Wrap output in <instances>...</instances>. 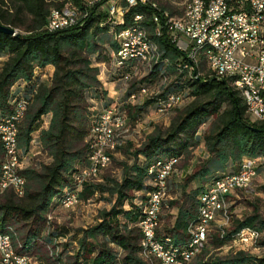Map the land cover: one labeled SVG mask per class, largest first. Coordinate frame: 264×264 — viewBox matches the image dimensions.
Masks as SVG:
<instances>
[{"label": "trees", "instance_id": "16d2710c", "mask_svg": "<svg viewBox=\"0 0 264 264\" xmlns=\"http://www.w3.org/2000/svg\"><path fill=\"white\" fill-rule=\"evenodd\" d=\"M9 1L11 11L3 7L5 0H0V23L14 27L16 33L0 31V54L7 55L0 65V116H13L19 100L24 98L25 108L16 124L18 159L23 161L22 154L29 152L35 131L42 150L51 159L40 168L28 165L19 169L24 176L22 194L11 188L0 193L1 232L10 237L19 255L36 254L41 242L57 264H159L155 258L147 261L141 257L143 236L137 222L144 218L146 200L154 188L149 168L175 158L155 238L176 252L185 249L192 238L191 227L198 222L199 196L221 176L237 173L243 159L264 157V120L249 116L239 91L228 81L214 77L202 54L197 55V62L190 60L176 47L167 28L154 19L160 10L180 16L183 8L149 0L155 7L131 4L123 20H116L109 18L106 6L93 5L76 24L47 30L50 8L68 0ZM24 15L30 16L29 22H25ZM134 16L142 18L137 21ZM22 25L23 31L17 30ZM133 26L141 27L155 56L147 65L133 57L115 65L114 54L120 44L116 34ZM157 27H161V34L156 33ZM106 33L111 35L110 47ZM98 62H109L107 80L125 87L119 109L128 121L140 119L150 102L156 111V104L171 93L191 100L181 108L173 107L176 112L169 125L154 127L138 146L122 136L116 138L122 139L115 151L132 158L130 162L121 161L119 179L105 174L103 180L86 179L78 188L75 175L90 163L92 121L112 101L108 88L98 78ZM48 64L52 70L49 82H45L39 72ZM141 65L145 67L138 75ZM142 87L150 93L138 99L143 97L138 93ZM89 100L101 102V107L93 108ZM44 115L49 116L46 125L42 123ZM209 118V125L201 133L207 157L182 179H175L181 155L198 143L196 132ZM3 153L0 139V174ZM195 180L197 184H193ZM261 188L264 191V184ZM73 191L77 192V201L104 192L114 199L109 208L100 210L97 222L81 228L76 246L68 247L66 241L57 239L61 234L50 228L52 216L47 214ZM238 192L244 191L226 197L224 226L212 227L187 264H264V255L232 247L233 239L244 229L258 234L257 246L264 244V216L257 205L241 217L232 218V203ZM225 245L233 249L223 255L214 252Z\"/></svg>", "mask_w": 264, "mask_h": 264}, {"label": "built area", "instance_id": "2783aa9c", "mask_svg": "<svg viewBox=\"0 0 264 264\" xmlns=\"http://www.w3.org/2000/svg\"><path fill=\"white\" fill-rule=\"evenodd\" d=\"M122 1L126 4L123 5ZM134 1L150 4L148 0H68L59 7L50 8L45 28L55 30L76 24L90 11L93 5L106 6L109 18H122L123 20V13ZM188 9L189 17L186 21H173L170 14H166L163 10L157 12L154 17L159 20L162 26L167 28L176 47L185 52L190 60H192L193 55L202 54L205 55V62L220 63L222 74L213 76L225 80L226 74H234L238 81L247 88L251 105L262 110L259 86H264V17L260 15L257 0H200L199 3L191 4ZM134 18H142V16H134ZM116 37L117 39L132 41L134 50L136 46H143L141 27L139 29L122 28L117 32ZM200 42H210V49L201 50ZM125 54V51L115 52V65H120V57ZM125 76H128V73ZM119 87L122 91L125 90L122 84ZM179 96L180 93L172 97V100H176ZM23 101L24 98L19 100V107L15 108V116L19 113ZM168 103L159 102L156 104L157 109H162ZM119 104L120 98H113L110 104L101 108L99 114L93 119L90 136L94 155H92L90 163L86 165L81 176H86L88 171H96L95 181H99L103 172V165L109 162V155L112 152L109 149V136L115 134L112 133V125L127 121L125 114L119 109ZM11 129L12 119L0 116V139L2 143H8V153H3L4 175L0 178V184L11 182V188H18L20 180L24 177L19 173V169L24 167L25 162L13 159ZM169 164L166 163V167ZM152 170H155V167ZM250 175L249 161L243 159L239 174L233 175L219 186H215L214 189L199 196V218L198 222L191 227L192 238L188 242L194 244V250L201 246L199 232L203 226V218L206 213L215 212V196L220 193L222 188L236 182H243V187H251ZM162 178L163 173L158 175V180L155 183L152 200L154 209L151 217L147 221L137 222V224L139 229L147 231L149 245L145 248H152L157 255L163 256L165 264H184L185 256L181 260H170L166 254L158 252L156 241L151 236V223L157 217V195L161 189ZM80 180L76 183L78 188H80ZM76 196H78L77 192L73 191V198ZM73 198L65 200L63 204ZM48 216H52V213L49 212ZM220 225L224 226V223H219L218 226ZM232 242L251 244L248 243L247 231H241V235H236ZM260 248L262 250L264 244H261ZM0 259L11 264H22V259H29L30 263L32 261L31 255L16 258L10 253L5 233H0Z\"/></svg>", "mask_w": 264, "mask_h": 264}, {"label": "rangeland", "instance_id": "374dc122", "mask_svg": "<svg viewBox=\"0 0 264 264\" xmlns=\"http://www.w3.org/2000/svg\"><path fill=\"white\" fill-rule=\"evenodd\" d=\"M161 2L169 3L174 8H183L184 4L187 0H160ZM4 8L9 9L11 11V3L9 0H5L3 4ZM23 19L25 22H29L30 16L24 15ZM22 25L20 28H17L19 31H23ZM105 41L110 45V38L111 35L106 33ZM110 47V46H109ZM109 51V50H108ZM6 54H0V65L2 61L6 59ZM107 57V55H106ZM108 63L103 66L102 64L99 66V73L98 78H102L104 81L107 80V73L106 68L108 67ZM143 67L145 65H141L138 71V75H140L143 71ZM52 70V66L49 65L39 72V75L45 82H49V73ZM105 72V74H104ZM101 76V77H100ZM108 81V80H107ZM109 85H111L109 87ZM107 85L109 91V98L113 100V98H120L123 91L120 89L118 84H111ZM146 96V95H145ZM145 96H139L138 99H143ZM191 100V97H184L183 100L176 105V108H181L185 104H187ZM92 102L93 108L97 107L100 108L101 106L97 101L89 100ZM176 108H173L169 112H158L155 111L154 104L148 103L146 110L143 111L142 114L139 116L140 119L132 118L128 121L127 126L125 125L124 131L120 133V136L123 139H128L133 142L134 146H138L146 137V135L153 130L154 127L158 126L161 128H165L169 125L172 117L176 112ZM49 116L44 115L42 123L44 125L47 124ZM212 118L207 119L202 125H200L198 131L196 132V137L200 139L197 144L189 149L188 152L183 153L181 155V159L179 162V166L177 167L178 172L174 174L175 179H182L183 175L187 172H191L194 168H196L200 162L207 157L208 152L205 148L204 142L202 141L201 133L202 131L209 125ZM127 127V128H126ZM34 138L30 147L28 154H22V159L25 162L24 167L31 165L36 168H40L41 164L48 163L50 161V157L48 154L42 150L38 131H35ZM122 138H119L121 141ZM113 159L111 160L110 164L107 168L102 172L100 175L99 180H103L105 174H111L112 176L117 177L118 179L121 176V161L127 160L130 162L132 158L129 157L127 154H123L120 150L115 151L113 154ZM256 163L258 164L257 175L253 180V183L249 190L246 192H238L237 195H234L233 205L231 208L232 218L241 217L244 213L249 212L253 208V204L258 206L259 211L264 216V191L261 186L264 184V157L259 156L256 159ZM197 180L193 182V184H197ZM178 194V192H177ZM114 197L108 194L107 192L104 193H95L92 197L86 200H79L71 206H63L57 205L52 211V219L50 223V228H55L57 232L61 234V236L57 237L58 240L66 241L68 247L76 246V242L81 234V228H85L90 224H93L98 221L99 219V212L102 208H109L113 202ZM127 206V205H126ZM227 214H226V206L219 214L218 219L212 223L210 230L213 226L219 225V223H226ZM228 225V224H227ZM25 227L23 228V230ZM209 230V231H210ZM246 230V229H244ZM249 230V229H248ZM243 231V230H242ZM252 235L247 234L248 236V243L251 244H242L240 242L234 243V249H242L246 250L251 254H258L264 255V249L261 250L260 246H257L258 234L249 230ZM45 230L43 231V233ZM241 233V231H240ZM240 233L238 235H240ZM228 245L222 246L221 248H215L214 252L219 255H223L225 253L230 252V249H233ZM49 255V250L46 248L45 245L41 244L36 254L31 255L32 261L30 264H57V262L53 261Z\"/></svg>", "mask_w": 264, "mask_h": 264}, {"label": "bare ground", "instance_id": "6f19581e", "mask_svg": "<svg viewBox=\"0 0 264 264\" xmlns=\"http://www.w3.org/2000/svg\"><path fill=\"white\" fill-rule=\"evenodd\" d=\"M199 1L200 0H187L183 6V11H182L181 15L180 16H170L171 19L173 21H186V19H188V17H189L188 7L193 3H199ZM238 1H245V0H238ZM135 3L140 4L143 2L142 1H134L132 4H135ZM129 5H131V4H129ZM149 5H152L155 7V4H149ZM257 6H259L260 15L262 17H264V0H257ZM112 19L122 20V18H112ZM139 19H141V18H137V21ZM154 19H155V21L156 20L159 21L156 17H154ZM65 27H67V26H65ZM263 27H264V19H263ZM61 28H64V27H61ZM132 29H139V28L133 26ZM156 33L161 34V27H157ZM142 41H143V46H136L135 50H134V43L132 41L127 40V39H120V44H119V48L117 51H125L126 52L125 55L120 57V60H125V59L133 57V58H136L142 64H146V65L149 64L152 61L153 56H155L154 55L155 49L145 39V35H144L143 31H142ZM200 49L201 50L210 49V42H200ZM197 55L198 54H195L192 56L193 62H197V59H196ZM202 56L205 58V55H202ZM120 63H122V62L120 61ZM206 64H207V68L213 73V75L222 74V66H220V63L206 62ZM225 80L228 81L234 89L239 91L240 95L243 98V102L245 103L246 112L249 114V116H251L254 120L255 119L264 120V86H259V99H261V105L263 107V109L261 110V109H258L257 106L251 105V98H250V95L248 93L247 88L245 86H243L238 81V79L236 78V76L234 74H226ZM138 93L140 95L144 96V95L149 94L150 92H149V89H147V88H143V89L141 88ZM178 94L179 93L169 94V96H167L165 101H163V102H169V103L166 106H164L162 109H157V111L158 112L168 111L170 109H173V107H175L176 105H178L183 100L182 94H180V96L176 100H172V97H175ZM18 107H19V103H18ZM24 108H25V103L23 102L21 105V109L16 116L14 113L13 116H11L10 118H6V119H12V129H11V138L13 140L12 155H13V159L15 161H19L18 151H17V142H16V135H17L16 134V124L19 121V119L22 117V113H23ZM125 125H126L125 123L112 125V133H115V134H110V136H109V149H110V151H112L111 154L109 155V162H110V157H111L112 153L115 151L116 146H118L117 144H118L119 140L117 141L116 138L118 136H120V133L122 131H124ZM3 145L5 148V152L8 153V143H3ZM92 155H94V147H92V153L90 156V160L92 158ZM246 160L249 161V164L251 166L250 183L252 184L254 178L256 177V169H255L256 160H254V159H246ZM109 162L107 164L103 165V169L109 164ZM166 163H170L169 166L166 167ZM175 164H176V159L170 158L166 162L158 163L157 165L151 166L149 168V173L153 174L152 184H153L154 188H153L152 192L150 193L148 199L146 200V204H145V208H144L145 216L140 222L147 221L151 217V214H152L153 209H154V202L152 200H153V191H155V183L158 180V175H162V173H163L161 189L159 190V195H157V205H158L157 206V217L151 223V236L156 241V250L158 252L166 254L170 260H181L185 256L184 264H187V262L191 259V257L200 250V248L202 247V244H204L203 242L206 240V235L209 233V230L211 228L212 223H214L218 219L219 214L225 208L226 197L229 194L236 192L237 190L246 192L247 190L250 189V187H243V182H236V183H233V185H227V186H225V188H222L220 193H218V195L215 196V205H216L215 212L206 213L205 217L203 218V226H202L201 231L199 232V243L201 244V246H199L198 249L194 250V244L189 243L185 249H182V250L176 252V251L172 250L171 248L166 247L165 244L162 243L163 241L161 242V241L157 240V237L155 238V233H156L155 228H156L157 223H158V214L160 213V211L164 205V202L168 197L167 192H166L167 180L170 177L171 173L174 171V165ZM154 167H155V170H152ZM240 168H241V166H240ZM240 168H239V170H240ZM84 169H81L75 175V180L77 183L79 182L80 177H81L80 183H82L86 179H94V180L96 179V171H88V173H86V176H81ZM163 169H164V172H163ZM239 170L235 174L221 176L220 178L215 180L214 183L201 195H204L208 191L214 189L215 186H219L223 181L228 180V178L232 177L233 175L239 174ZM3 175H4V163L2 165L0 178ZM23 179L24 178H22L20 180L18 188H11V182H2L0 184V193L6 188H11V189H13V191L15 193H17L19 195L22 194L23 184H24ZM70 198H73V193H70L64 197V199L62 200V203H61L62 207L63 206H71L77 202V198L75 197V198L69 200L66 204H63L65 200L70 199ZM243 231H247V234L252 235V233L248 229L243 230ZM0 233H2L1 230H0ZM141 233L143 236L142 241H141L142 257L147 259V261H148V259L155 258L159 264H165L163 262V256L157 255L155 253V251L152 250V248H145V247H148V245H149V237H148L147 231L145 229H141ZM240 235H241V233H240ZM6 236H7V244H8V248L10 250V253L16 258L26 257V256L19 255L18 253H16L14 246H12L10 237L8 235H6ZM233 243H237V242H233ZM0 260L3 264H11V263H8V261L2 260V259H0ZM28 263H29V259H22V264H28Z\"/></svg>", "mask_w": 264, "mask_h": 264}, {"label": "water", "instance_id": "95a60500", "mask_svg": "<svg viewBox=\"0 0 264 264\" xmlns=\"http://www.w3.org/2000/svg\"><path fill=\"white\" fill-rule=\"evenodd\" d=\"M0 31L8 32V33H16V29L12 26L0 23Z\"/></svg>", "mask_w": 264, "mask_h": 264}, {"label": "crops", "instance_id": "0c3cea01", "mask_svg": "<svg viewBox=\"0 0 264 264\" xmlns=\"http://www.w3.org/2000/svg\"><path fill=\"white\" fill-rule=\"evenodd\" d=\"M97 65H100V64H102L103 66L105 65V63L104 62H98V63H96ZM47 66H49V64L47 65ZM46 66V67H47ZM104 74H105V72H104ZM101 77V76H100ZM100 80L102 81V83L107 87V85H109V84H111L112 83V81H104L102 78H100ZM114 84H116L115 82H113V85ZM111 85H109V87H110ZM99 103V105H101V102H98ZM101 110V109H100ZM33 141V140H32ZM30 150V149H29ZM28 154V153H27ZM29 166H31V165H29Z\"/></svg>", "mask_w": 264, "mask_h": 264}]
</instances>
